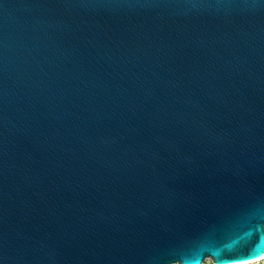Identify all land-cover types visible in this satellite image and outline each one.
Returning <instances> with one entry per match:
<instances>
[{
	"label": "water",
	"instance_id": "95a60500",
	"mask_svg": "<svg viewBox=\"0 0 264 264\" xmlns=\"http://www.w3.org/2000/svg\"><path fill=\"white\" fill-rule=\"evenodd\" d=\"M264 258V0H0V264Z\"/></svg>",
	"mask_w": 264,
	"mask_h": 264
},
{
	"label": "rangeland",
	"instance_id": "374dc122",
	"mask_svg": "<svg viewBox=\"0 0 264 264\" xmlns=\"http://www.w3.org/2000/svg\"><path fill=\"white\" fill-rule=\"evenodd\" d=\"M201 264H214L210 259H205ZM249 264H264V258L260 261L249 263Z\"/></svg>",
	"mask_w": 264,
	"mask_h": 264
},
{
	"label": "bare ground",
	"instance_id": "6f19581e",
	"mask_svg": "<svg viewBox=\"0 0 264 264\" xmlns=\"http://www.w3.org/2000/svg\"><path fill=\"white\" fill-rule=\"evenodd\" d=\"M207 259H210V258H207ZM205 260V259H204ZM211 260V259H210ZM245 264H248V263H245Z\"/></svg>",
	"mask_w": 264,
	"mask_h": 264
}]
</instances>
